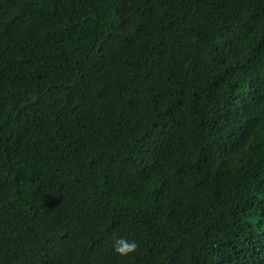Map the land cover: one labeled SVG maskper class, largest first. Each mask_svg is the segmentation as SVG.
Segmentation results:
<instances>
[{
    "label": "trees",
    "instance_id": "16d2710c",
    "mask_svg": "<svg viewBox=\"0 0 264 264\" xmlns=\"http://www.w3.org/2000/svg\"><path fill=\"white\" fill-rule=\"evenodd\" d=\"M0 264H264V0H0Z\"/></svg>",
    "mask_w": 264,
    "mask_h": 264
},
{
    "label": "clouds",
    "instance_id": "9594fccd",
    "mask_svg": "<svg viewBox=\"0 0 264 264\" xmlns=\"http://www.w3.org/2000/svg\"><path fill=\"white\" fill-rule=\"evenodd\" d=\"M139 244L135 239H129L124 236L116 237L112 243L113 252L121 257H127L135 253Z\"/></svg>",
    "mask_w": 264,
    "mask_h": 264
}]
</instances>
